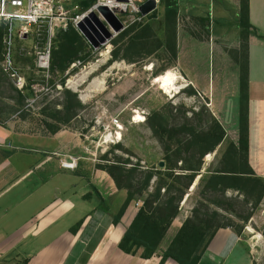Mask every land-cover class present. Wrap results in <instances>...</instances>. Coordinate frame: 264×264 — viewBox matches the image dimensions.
<instances>
[{
	"label": "rangeland",
	"instance_id": "obj_1",
	"mask_svg": "<svg viewBox=\"0 0 264 264\" xmlns=\"http://www.w3.org/2000/svg\"><path fill=\"white\" fill-rule=\"evenodd\" d=\"M144 1L146 0H132L137 7ZM195 1L196 3L177 0L176 39L177 32L186 33L180 38V43L184 51L183 59L190 62L192 75L200 83L207 82L208 79L220 81L224 85L222 89L225 91V106L231 111L234 100L231 93L239 73L235 64L229 60L233 57L231 53L234 47L231 42L236 34L235 7L227 3V10L221 8L220 10H223L221 12L217 11L219 8L217 0ZM64 6L67 17L75 12L79 13L76 0H71ZM154 13L155 16L150 17L148 14L141 21L136 22L128 20L125 16V28L121 32L131 26L141 29L148 25L156 34L155 38H150V33L147 40L138 47L139 49L127 52L126 56L134 60L133 63L128 62L127 59H116L109 63L112 51L123 48L127 43L128 36L114 44L113 40L117 39L121 32L108 43L110 49L107 52L106 46L94 50L77 30L83 38L80 58L73 62L77 65L69 66L64 74L58 72L53 74L50 71L51 52L60 33L63 32L60 31L62 29L55 30V35L51 39L49 68L46 70L37 68L34 55H20L18 51L20 46L26 49H31L33 46L44 49L47 43L45 33L36 38L31 37L26 41L16 42L15 66L24 84L19 88L16 87L0 68V111L13 110L16 112L18 123L20 119H25L40 133L48 135L51 128L46 126L45 120H50L42 110L45 109L46 113L61 109V103L65 101L64 91L70 90L76 93L81 107L76 110V115L67 124L60 125V129L75 130L88 136L92 134L90 141L95 152L93 158L97 162L108 164L115 160L127 161L126 168L138 164L142 170L159 166L163 152L148 126L147 117L155 110L173 107L174 118L170 120L171 125H180L189 120L188 122L200 128L205 125L203 121L197 122L193 113H202L200 117L203 120L206 118L205 109L211 114L212 112L208 107L207 99L197 92L191 93L193 88L185 86V82L179 79V85L184 86L174 96L166 94L159 87L166 73L172 71L176 73V70L172 44L169 42L170 31L164 23V6L160 0ZM202 17L206 19L205 22L201 20ZM208 22L210 26L206 27ZM210 27L211 34L215 31L216 35L219 34L223 38L219 43L213 42L211 47L208 42L201 40L209 33ZM71 28L76 30L68 21L66 31ZM223 47L227 48V52L223 51ZM0 50L2 51L1 47ZM120 53L125 55V50H121ZM84 57L86 60H83ZM20 95L27 96L17 102ZM136 114H140L143 119L136 120L134 118ZM113 118H117L122 126L120 136L114 135L116 128L111 124ZM107 135L109 139L104 138ZM227 143L225 141L219 148L216 147L211 153V158L205 156L204 165L217 162ZM213 198L222 202V209L215 204H204L198 189L189 190L186 200L183 199L180 203V218L184 217V221L192 215L194 209H200L202 206L203 210L205 208L209 211L218 210L229 218L233 225H237L236 228L241 227L239 237L248 252L249 264H264V196L257 205L252 201L243 203V196L231 189L227 190L224 196L216 194ZM247 214L250 215L249 218L243 221L240 215ZM175 227L173 226L170 231L168 229V234L166 233L163 238L164 244L168 245L179 228ZM224 264H233L232 258L230 257ZM239 264L247 263L240 261Z\"/></svg>",
	"mask_w": 264,
	"mask_h": 264
},
{
	"label": "crops",
	"instance_id": "obj_2",
	"mask_svg": "<svg viewBox=\"0 0 264 264\" xmlns=\"http://www.w3.org/2000/svg\"><path fill=\"white\" fill-rule=\"evenodd\" d=\"M227 3L235 7L233 52L241 43L239 0H217V11L227 10ZM248 9L249 21L256 30L255 35L248 37L247 50L248 164L256 176L264 179V0H248ZM210 29L200 38L209 47L223 39L215 31L211 34ZM184 34L177 32L176 39L174 69L179 80L207 99L210 111L225 131V141L237 143L239 73L229 111L220 81L208 79L200 83L192 75L190 62L183 59L180 38ZM223 51L227 52V48ZM229 60L239 72L233 57ZM15 113L0 111V264H158L159 255L144 259L139 252L131 255L118 247L138 207L131 201L119 222L113 223V215L123 204L126 191L118 189L110 175L98 168L101 163L93 158L92 134L62 128L45 135L25 119L18 123ZM70 157L77 158L76 166L62 167L61 161ZM180 217L179 214L175 218L169 231L182 224L184 217ZM78 221H81L78 230L71 232L70 228ZM166 245L162 240L160 249ZM230 257L233 264L250 262L239 235L229 228H220L198 264H224ZM163 264L177 263L167 259Z\"/></svg>",
	"mask_w": 264,
	"mask_h": 264
},
{
	"label": "trees",
	"instance_id": "obj_3",
	"mask_svg": "<svg viewBox=\"0 0 264 264\" xmlns=\"http://www.w3.org/2000/svg\"><path fill=\"white\" fill-rule=\"evenodd\" d=\"M96 0H76L79 13L89 9ZM164 6V23L169 29V42L172 44L173 60L176 59V22L177 0H160ZM153 12L150 17L155 16ZM206 21L204 17L201 18ZM208 24L206 23V27ZM238 26L240 29V46L231 54L239 65L240 82V129L237 143L228 142L221 157L217 162L204 165V157L213 153L221 144L225 143V131L218 120L205 109L206 118L202 120V113H193L197 122L204 123V127H197L188 122L180 125H171L174 118L173 107L155 110L147 117V123L153 136L159 142L163 152L162 167H151L144 170L136 164L126 168L127 161L115 160L108 164H99L98 168L105 170L113 179L118 189L126 191V197L116 214L113 215V223L121 219L125 209L131 201L141 200L131 223L125 230L118 247L125 253L135 255L139 252L141 258L148 259L154 255L160 256L158 264H163L167 259H172L177 264H198L209 242L220 228H229L237 235L241 227L236 228L232 221L218 210L209 211L202 206L193 210L177 229L165 249H160L161 242L170 228L172 222L180 213V203L188 194V191L196 181L193 189H198L203 203L215 204L219 208L222 202L213 195H225L229 189L243 196V203L254 202L257 205L264 196V179L255 175L248 164V129H247V78H248V37L256 34V30L249 21L248 0H239ZM60 33L53 47L50 60V71L64 74L66 69L78 58L83 47V38L77 30ZM134 32V33H132ZM3 28L0 26V47ZM130 33L132 35L130 36ZM155 38L151 27L144 26L141 29L131 26L119 34L113 40L114 44L128 36L127 43L122 48L112 51L109 63L116 59H128L127 52L138 47L147 40L148 36ZM80 36V37H79ZM264 39V37L262 36ZM125 50V55L120 53ZM1 52V50H0ZM138 53V51H137ZM86 60V57L83 58ZM158 75V74H156ZM62 83L64 81H61ZM65 101L62 108L52 112L42 110L48 119L45 120L50 127L49 134L60 129V125L67 124L81 107L76 93L65 90ZM195 91L191 90V93ZM27 95H20V102ZM54 122V123H49ZM118 145L116 146V148ZM222 209V208H221ZM249 214L241 216L243 221L249 218ZM81 221L70 228L75 233Z\"/></svg>",
	"mask_w": 264,
	"mask_h": 264
},
{
	"label": "built area",
	"instance_id": "obj_4",
	"mask_svg": "<svg viewBox=\"0 0 264 264\" xmlns=\"http://www.w3.org/2000/svg\"><path fill=\"white\" fill-rule=\"evenodd\" d=\"M71 0H0V26L3 28L1 36V54H0V68L13 81L16 87H21L23 78L15 66L14 50L16 42L26 41L31 37H39L46 34V46L44 49L33 46L31 49H26L23 46L18 48L20 55L35 56V63L37 68L46 70L49 68V57L51 50V39L55 35V30H65L70 21L78 30L77 24L89 13V11H96L98 5L106 6L112 11L122 24L119 31H114L108 24L107 27L111 32V36L104 40L99 46L92 47L94 50H99L106 46L109 52L110 44H108L114 37H116L125 28V16L132 22L141 21L144 17L138 11V7L132 0H96L95 3L84 12H75L72 16L67 17V11L64 4ZM78 8L77 6L75 7ZM100 19H104L99 15ZM105 22V21H104ZM87 27L94 33L101 34L98 25L91 21ZM79 63V62H78ZM77 65L72 63L70 67ZM69 67V68H70ZM136 112V111H135ZM116 128L115 136H120L122 130L117 118L111 120ZM110 135V134H109ZM107 135V136H109ZM107 136L104 138L107 139ZM75 157H70L67 161H61V166L72 169L76 166ZM135 206L139 207L141 201H135Z\"/></svg>",
	"mask_w": 264,
	"mask_h": 264
},
{
	"label": "water",
	"instance_id": "obj_5",
	"mask_svg": "<svg viewBox=\"0 0 264 264\" xmlns=\"http://www.w3.org/2000/svg\"><path fill=\"white\" fill-rule=\"evenodd\" d=\"M157 2L158 0H146L138 6V11L141 15L147 16L156 9ZM99 15L104 19L105 22L100 19ZM91 21L98 25L101 34L94 33L87 27ZM106 24H108L116 32L122 28L121 22L112 11H110L106 6L98 5L96 7V11H89V13L77 24V28L92 47H97L99 44L104 42L105 39L111 36V32L109 31ZM163 165L164 162L160 161L159 166L162 167ZM195 184L196 181L190 190Z\"/></svg>",
	"mask_w": 264,
	"mask_h": 264
},
{
	"label": "bare ground",
	"instance_id": "obj_6",
	"mask_svg": "<svg viewBox=\"0 0 264 264\" xmlns=\"http://www.w3.org/2000/svg\"><path fill=\"white\" fill-rule=\"evenodd\" d=\"M180 76L177 75L174 71L170 73H166L164 78L159 83V87L166 93L174 96L176 93L179 92V89L182 88L184 85H179L178 79ZM169 95V96H170ZM134 118L138 121H141L143 118L140 114H136ZM120 135V133H119ZM106 139V138H105ZM107 139L108 136H107Z\"/></svg>",
	"mask_w": 264,
	"mask_h": 264
}]
</instances>
